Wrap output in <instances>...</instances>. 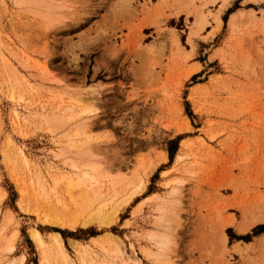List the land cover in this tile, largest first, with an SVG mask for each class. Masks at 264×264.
Returning a JSON list of instances; mask_svg holds the SVG:
<instances>
[{
    "label": "rangeland",
    "instance_id": "rangeland-1",
    "mask_svg": "<svg viewBox=\"0 0 264 264\" xmlns=\"http://www.w3.org/2000/svg\"><path fill=\"white\" fill-rule=\"evenodd\" d=\"M223 1L0 0V250L19 235L0 264H39L34 229L45 241L59 233L72 259L70 241L109 231L141 264H264V231L254 234L264 222L251 225L264 215V0ZM87 107L92 158L70 154L74 123H59ZM90 159L126 178L114 203L139 162L155 169L111 227L46 224L58 200L73 209L65 183L50 193L53 179L76 178ZM168 200L173 211L156 226ZM155 230L173 238L166 257L154 253Z\"/></svg>",
    "mask_w": 264,
    "mask_h": 264
},
{
    "label": "bare ground",
    "instance_id": "bare-ground-1",
    "mask_svg": "<svg viewBox=\"0 0 264 264\" xmlns=\"http://www.w3.org/2000/svg\"><path fill=\"white\" fill-rule=\"evenodd\" d=\"M45 1L46 0H37V2ZM232 1L233 0L223 1L222 7L224 8L228 6ZM245 1L249 3L259 2V0ZM51 9L53 12L52 14L54 20H58L60 17H64L65 11L60 10V8H58L57 10L55 8ZM242 14L243 10L231 15V26H235L234 24H236V21H238L237 19L239 15ZM220 22V19H218V25H220ZM172 42L178 49L181 48L177 38H174ZM192 52L190 51V53ZM198 69L199 68L196 67L195 69L189 72V75H191L194 71H197ZM55 98L59 101L64 100L63 96H56ZM91 112L92 110L87 107L84 108L80 113L69 116L67 120L59 121V123H63L64 121L74 123V130L72 134L67 138V148L70 154L72 152H75L76 156H79L80 154H86V156L88 155L89 158L93 157L94 149H91V147L89 146V144H91L93 140L92 136L90 135L91 127L84 119L86 118L87 120V117ZM64 154H66V152H64L62 156H64ZM183 158V154H177L175 161H181ZM162 160H167L166 155L162 158ZM88 163L89 164L87 165L86 163L85 165L81 164L84 166L83 168L85 169L82 171V173H80V175L76 173L75 176L78 175L76 178L72 177V173L70 176L63 175L62 177L60 176L61 178L58 177L59 179H53V182L55 184L53 185L56 187L50 189V193H55L57 191V186L62 183H65V187L67 190L64 191L66 192L65 194L70 196L69 200L72 202L73 209L71 207L69 208L66 204L61 203V201L58 200V204L61 206L62 209L55 208L56 210L54 211H47L44 217V222L46 224L72 231L76 230L77 228H87L94 225H99L105 228L111 227L115 223V221H117L116 219L118 217V211L120 210V208H124L123 205L127 204L130 200L134 199L137 195H139L147 188L148 177L155 169L154 167H151L152 165L148 168H145L144 163L139 162L136 170L133 172L134 174H132L135 180L133 184V189L130 190V193L127 194L128 196L121 200V202L114 203L116 198L119 196L115 188L119 186L123 180H126V178L121 176V174L112 176L110 172L107 173V171H104V169H102L101 164L95 163L94 161H91V159L90 162L88 161ZM78 166H76L74 163L75 170H81L82 167L79 168ZM127 178L129 179V177ZM130 179H132L131 176ZM106 184L110 185L111 188H113V193H107V196L102 195V192L104 191L103 188L106 187ZM37 185V188L39 187L40 193H46V195H48L47 192L49 191V189L45 184L39 182ZM82 189L84 190V193L81 194L79 197L74 198L73 193L75 191L79 192V190ZM176 194L177 192L174 190L172 197H174ZM3 196L4 195H2V198ZM143 203L140 204L137 208H135L136 210L134 211V213H137L141 210ZM175 203L176 202H173V200L163 202V205L158 209L159 212H161L162 214H160V217L156 222V226H161V224L165 223L169 219V217L168 219L166 217V211H173L172 208ZM8 221H11V218H8ZM259 222H264V215L259 216L252 223H250L252 225ZM247 227L248 226H246V228ZM18 237V233H14L10 238L7 239L6 245L0 250V256L10 255L16 250V242L18 240ZM30 237L39 250V264H141L138 255H136L135 253L129 255L126 252L125 247L121 242V239L117 235L109 231H106L100 236L92 237L90 239L91 244H83L81 242L73 240L70 241L76 253L75 259H72L69 256L67 249L64 245L63 238L57 232L51 234V239L49 241H45L43 235L36 229L30 232ZM150 237L155 242L154 246L156 248V251L154 253L159 254L162 257H166L165 254H167V252L170 250L171 244L173 242V238L172 236H170L169 231L167 230L165 232H159L155 230L151 232ZM262 238V240L264 241V236ZM142 250V253L146 252L144 249ZM52 255L55 256V260L51 258ZM25 262L26 256L22 255L20 256V258L7 262L6 264H25Z\"/></svg>",
    "mask_w": 264,
    "mask_h": 264
},
{
    "label": "trees",
    "instance_id": "trees-1",
    "mask_svg": "<svg viewBox=\"0 0 264 264\" xmlns=\"http://www.w3.org/2000/svg\"><path fill=\"white\" fill-rule=\"evenodd\" d=\"M174 151L171 149L170 151V159H173ZM264 231V227L259 228V230H255L254 234H258ZM242 239L246 237H241Z\"/></svg>",
    "mask_w": 264,
    "mask_h": 264
},
{
    "label": "crops",
    "instance_id": "crops-1",
    "mask_svg": "<svg viewBox=\"0 0 264 264\" xmlns=\"http://www.w3.org/2000/svg\"><path fill=\"white\" fill-rule=\"evenodd\" d=\"M246 2L245 0H243V3ZM170 18V17H169Z\"/></svg>",
    "mask_w": 264,
    "mask_h": 264
}]
</instances>
